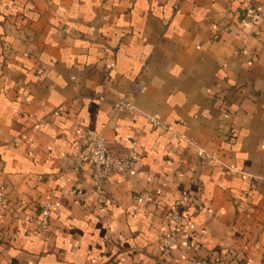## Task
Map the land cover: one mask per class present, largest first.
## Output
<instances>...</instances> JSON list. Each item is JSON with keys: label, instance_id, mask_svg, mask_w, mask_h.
I'll list each match as a JSON object with an SVG mask.
<instances>
[{"label": "crops", "instance_id": "crops-1", "mask_svg": "<svg viewBox=\"0 0 264 264\" xmlns=\"http://www.w3.org/2000/svg\"><path fill=\"white\" fill-rule=\"evenodd\" d=\"M88 130L140 152L101 193ZM0 188V264H264V0H0Z\"/></svg>", "mask_w": 264, "mask_h": 264}, {"label": "built area", "instance_id": "built-area-1", "mask_svg": "<svg viewBox=\"0 0 264 264\" xmlns=\"http://www.w3.org/2000/svg\"><path fill=\"white\" fill-rule=\"evenodd\" d=\"M259 19L260 15L258 12L248 11L242 16L241 23H257ZM115 108L117 110H135L133 104L126 99L117 101L115 103ZM152 120L156 125H162L159 121ZM190 143L196 147L197 153L200 156H212L193 141H190ZM81 160L83 163L90 164L91 178L95 191L101 193L104 191L106 180L111 175L125 174L136 169L140 160V152L136 141H132L131 145L125 151L118 152L111 146L102 132L88 130L86 132ZM153 199V195L144 192L140 193L138 196L137 203L145 205L153 202ZM5 203V190L4 188H0V205ZM54 207V202H47L40 208L36 222L41 230H47L49 228L51 212ZM167 217L168 221L171 223V228L161 236V247L163 249H170L175 245L185 244L187 248H191V238L182 227L183 214L178 204H174L170 207Z\"/></svg>", "mask_w": 264, "mask_h": 264}]
</instances>
